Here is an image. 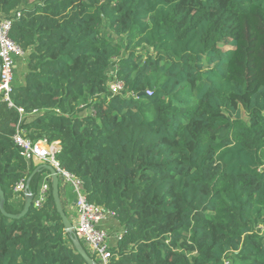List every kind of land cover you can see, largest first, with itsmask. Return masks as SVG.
Here are the masks:
<instances>
[{
	"label": "trees",
	"instance_id": "trees-1",
	"mask_svg": "<svg viewBox=\"0 0 264 264\" xmlns=\"http://www.w3.org/2000/svg\"><path fill=\"white\" fill-rule=\"evenodd\" d=\"M0 16L26 52L13 106L0 96L8 213L24 209L20 179L39 168L36 198L50 173L22 155L20 124L59 141L88 200L115 213L100 225L123 232L108 264H264V0H0ZM76 236L50 185L20 218L0 209V264H87Z\"/></svg>",
	"mask_w": 264,
	"mask_h": 264
},
{
	"label": "built area",
	"instance_id": "built-area-1",
	"mask_svg": "<svg viewBox=\"0 0 264 264\" xmlns=\"http://www.w3.org/2000/svg\"><path fill=\"white\" fill-rule=\"evenodd\" d=\"M18 15L21 16L20 13ZM12 25L11 19L0 16V96L3 100L9 101V105L11 106H13L11 93L14 89L17 58L26 54L25 50L11 37ZM117 72L118 67L115 66L108 74V86L113 94L122 93L125 89V83L119 78ZM146 94L151 95L152 90H147ZM14 140L21 148V153L26 159L33 160L34 162L40 160L45 165L50 164L55 168L60 186L64 185L69 190L68 192L74 196L76 220L73 222V225L77 237L83 242L86 247L85 249L97 264H108L112 255L110 235L100 225L103 222L110 221L115 213L104 206L88 200L83 180L65 169L57 158V154L61 148L59 141L48 142L43 139L34 142L27 137L25 130L20 124L17 125ZM27 183L28 179L22 178L15 184V198L26 197L28 193ZM50 185H52L51 173L45 176L37 197L35 198L34 196L33 204L37 208L44 205ZM122 234V231H117L115 239H120ZM228 263L226 262V264Z\"/></svg>",
	"mask_w": 264,
	"mask_h": 264
},
{
	"label": "water",
	"instance_id": "water-1",
	"mask_svg": "<svg viewBox=\"0 0 264 264\" xmlns=\"http://www.w3.org/2000/svg\"><path fill=\"white\" fill-rule=\"evenodd\" d=\"M141 95H144V94L143 93L139 94V96H141ZM45 167L49 170V172L52 175V193H53L54 201L56 203L57 211L59 212V214L62 218V221L64 223L65 230L67 232H73L74 231L73 222L67 216L65 209L63 207V204H62L61 193H60V181H59V177L57 175V172H56L55 168L50 164L45 165ZM38 170H39V168H37L33 172V174L29 177L28 183H27V189H29L30 181ZM5 199H6L5 193L0 187V209H1V211L5 215H8L12 218H20V217L24 216L29 211L31 206L33 205L34 194L31 191H28V193L25 197L24 209L19 214H10L5 210V206H4ZM73 243H74L77 251L84 257L87 264H97V262L90 256V254L87 252V250L82 245L80 239L77 236L73 238Z\"/></svg>",
	"mask_w": 264,
	"mask_h": 264
},
{
	"label": "rangeland",
	"instance_id": "rangeland-1",
	"mask_svg": "<svg viewBox=\"0 0 264 264\" xmlns=\"http://www.w3.org/2000/svg\"><path fill=\"white\" fill-rule=\"evenodd\" d=\"M242 22H243L242 34H241V37H240L239 42H238L239 49L242 51V56L238 59V63H240L241 65H238V64L235 65L236 63L233 64V68L240 70V71H242V70L244 71L246 69L245 57L247 56V53L250 52V50L252 49V46H253V37H252V35L248 34V31H247L248 27L246 26V23L244 22V20ZM112 36L115 38V35L113 33H112ZM23 69L24 68L20 67L21 72H24ZM22 78H23V74L19 76V79H17V75H15L14 83L19 84V83L23 82V80H21Z\"/></svg>",
	"mask_w": 264,
	"mask_h": 264
},
{
	"label": "crops",
	"instance_id": "crops-1",
	"mask_svg": "<svg viewBox=\"0 0 264 264\" xmlns=\"http://www.w3.org/2000/svg\"><path fill=\"white\" fill-rule=\"evenodd\" d=\"M20 59L21 58H17V69H16L17 79H19V76L22 75V74H20L21 73L20 65H19ZM21 80H23V79H21ZM34 163H36V164H39V163L40 164H45L43 162H40V160L39 161H35ZM60 189H61V200H62L63 207L64 206L66 207V210L70 214V218L74 222L76 220V211H75V208H74V200L71 199V197H70V196H72V194L70 192H68L69 190L64 185L60 186ZM103 225L106 226V223H104ZM115 227H117V226L114 225L113 226V230L111 228H109V227L105 228L108 231L109 235H110V242H111L112 239H115V236H116V233H117V231L115 230Z\"/></svg>",
	"mask_w": 264,
	"mask_h": 264
}]
</instances>
